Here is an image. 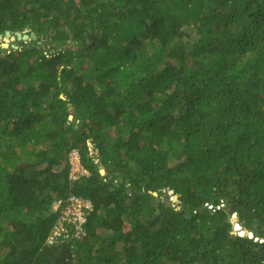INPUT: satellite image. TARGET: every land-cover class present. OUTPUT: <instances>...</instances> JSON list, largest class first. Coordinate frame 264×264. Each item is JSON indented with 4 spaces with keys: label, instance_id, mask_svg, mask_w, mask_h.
<instances>
[{
    "label": "trees",
    "instance_id": "16d2710c",
    "mask_svg": "<svg viewBox=\"0 0 264 264\" xmlns=\"http://www.w3.org/2000/svg\"><path fill=\"white\" fill-rule=\"evenodd\" d=\"M5 32L0 264H264V0H0Z\"/></svg>",
    "mask_w": 264,
    "mask_h": 264
},
{
    "label": "built area",
    "instance_id": "2783aa9c",
    "mask_svg": "<svg viewBox=\"0 0 264 264\" xmlns=\"http://www.w3.org/2000/svg\"><path fill=\"white\" fill-rule=\"evenodd\" d=\"M67 164V178L70 184H74L81 178L88 176V172L81 165L77 150L70 151L67 157ZM205 207L210 213H214L223 208V202L220 201L215 207L212 205H205ZM53 211L57 213V219L47 236L49 245L60 244L70 239L80 240L85 236L84 226L86 218L92 211L88 201L82 200L75 195H69L66 201H57Z\"/></svg>",
    "mask_w": 264,
    "mask_h": 264
},
{
    "label": "water",
    "instance_id": "95a60500",
    "mask_svg": "<svg viewBox=\"0 0 264 264\" xmlns=\"http://www.w3.org/2000/svg\"><path fill=\"white\" fill-rule=\"evenodd\" d=\"M4 36H5L4 38H6V39L11 38V35H10L9 32H5ZM15 38H16L17 41H21V40H22V41H27V40L29 39L28 36H26V35L21 36L19 33H15ZM1 39H2V37L0 36V40H1ZM30 39L34 40V39H35V35L31 34V35H30ZM1 47H2V48H7L8 45H6V44H1ZM70 110H71V108H69V111H70ZM68 119L71 120V117H69ZM100 173L103 175V171H101ZM153 195L156 196V194H153ZM176 200H177L176 196H173L172 199H164L163 202H164V203H176ZM228 215H230V216L234 215V210H233V208H230V209L228 210ZM230 223L234 226V225L237 223V219H236L235 217H234V218L232 217V219L230 220ZM238 228H239V227H238ZM239 229H240V231H239ZM239 229H236V228L234 227V229H233V231L231 232V234H233V235H238V236H241V237H246V236H248L249 238L252 237V236L248 233L247 230H241V228H239Z\"/></svg>",
    "mask_w": 264,
    "mask_h": 264
},
{
    "label": "clouds",
    "instance_id": "9594fccd",
    "mask_svg": "<svg viewBox=\"0 0 264 264\" xmlns=\"http://www.w3.org/2000/svg\"><path fill=\"white\" fill-rule=\"evenodd\" d=\"M54 205H55V204H54ZM54 205L52 206V212H54V211H53V207H54ZM54 213H55V212H54ZM230 217H231V219H232V217H233V218H234V217L236 218L235 214L232 215V216H230ZM236 226L240 228V226L236 223V224L233 226V229H234V227L236 228ZM250 235H251V234H250ZM251 236H252V235H251ZM248 238H249V237H248ZM251 238H252V237H251ZM44 244L47 245V246H55V245H59V244H57V243H56V244L49 245V244L47 243V238H46Z\"/></svg>",
    "mask_w": 264,
    "mask_h": 264
},
{
    "label": "rangeland",
    "instance_id": "374dc122",
    "mask_svg": "<svg viewBox=\"0 0 264 264\" xmlns=\"http://www.w3.org/2000/svg\"><path fill=\"white\" fill-rule=\"evenodd\" d=\"M13 41H14V38H9V39L3 38V39L0 40V44H6V45L9 46L10 43L13 42ZM0 47H1V45H0Z\"/></svg>",
    "mask_w": 264,
    "mask_h": 264
},
{
    "label": "bare ground",
    "instance_id": "6f19581e",
    "mask_svg": "<svg viewBox=\"0 0 264 264\" xmlns=\"http://www.w3.org/2000/svg\"><path fill=\"white\" fill-rule=\"evenodd\" d=\"M237 229V228H236Z\"/></svg>",
    "mask_w": 264,
    "mask_h": 264
}]
</instances>
